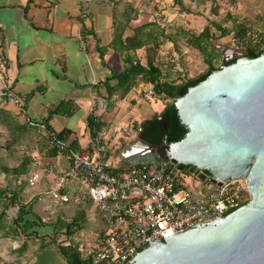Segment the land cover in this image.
Here are the masks:
<instances>
[{"label": "crops", "instance_id": "crops-1", "mask_svg": "<svg viewBox=\"0 0 264 264\" xmlns=\"http://www.w3.org/2000/svg\"><path fill=\"white\" fill-rule=\"evenodd\" d=\"M181 1L183 9L173 0H92L87 18L81 19V0H0V87L16 93L24 111L23 115L16 103L0 97V264H88L85 249L105 224L89 201H75L83 194L79 182L70 178L58 183L69 159L51 149L49 131L68 129L67 144L74 140L78 150L89 148L87 119L92 100L101 97L108 109L95 113L103 128L111 125L109 132L102 128L103 160L111 168L130 165L136 155L122 151L140 130L135 139L126 137L118 151L110 131L159 116L168 100L158 93L145 100L142 91L148 82L141 75L121 98L118 89L110 90L116 79L107 87L103 81L124 68L125 53L145 66L153 42L159 45L161 61L163 54L174 52L177 33H161L157 23L169 29L176 18L187 49L186 37L192 33L188 28L199 26L198 17L204 16L202 9L192 8L206 0ZM116 27L122 28L123 39L136 33L131 44L141 46L129 52L114 49L110 44ZM170 66L163 72L160 66L165 74L161 79L180 75L182 67ZM62 101L70 104V113L47 118ZM25 116L42 126L29 125ZM16 167H23L22 172L14 173ZM63 194L67 201L59 198Z\"/></svg>", "mask_w": 264, "mask_h": 264}, {"label": "water", "instance_id": "water-1", "mask_svg": "<svg viewBox=\"0 0 264 264\" xmlns=\"http://www.w3.org/2000/svg\"><path fill=\"white\" fill-rule=\"evenodd\" d=\"M215 47L219 66L172 99L185 135L157 144L138 137L122 154L136 155L131 164L187 165L204 187L244 178L249 197L215 219L151 239L127 264H264V47L256 57Z\"/></svg>", "mask_w": 264, "mask_h": 264}, {"label": "built area", "instance_id": "built-area-1", "mask_svg": "<svg viewBox=\"0 0 264 264\" xmlns=\"http://www.w3.org/2000/svg\"><path fill=\"white\" fill-rule=\"evenodd\" d=\"M91 1L81 0V19L87 18ZM247 45L262 49L264 38L254 34L251 44L244 38L238 41L241 49ZM156 96L154 85L148 83L142 97L151 100ZM0 97L16 103L24 115L21 98L9 87H0ZM92 106V114L96 115V109L105 110L106 100L97 97L92 100ZM25 121L42 126L27 116ZM102 131L91 138L89 148L79 150L68 148L66 142L57 138L56 132L48 134L51 146L58 151L66 148L70 159L68 166L59 172L58 183L62 185L70 178L79 182L83 194L75 201H89L105 224L85 249L88 264H127L151 239L215 219L249 197L244 178L220 184L214 178L204 187L196 177L197 171L182 168L171 159L116 166L112 168L117 171L112 172L103 160ZM189 178L196 184L191 186ZM35 179L33 175L32 180ZM59 198L68 200L66 194Z\"/></svg>", "mask_w": 264, "mask_h": 264}, {"label": "trees", "instance_id": "trees-1", "mask_svg": "<svg viewBox=\"0 0 264 264\" xmlns=\"http://www.w3.org/2000/svg\"><path fill=\"white\" fill-rule=\"evenodd\" d=\"M173 2L177 4L180 9L184 8V5L181 0H173ZM211 23L218 30H220L221 36L227 35L229 33L227 29H225L224 27H221L218 23L214 21H211ZM150 24L151 23H148L144 25V27H147ZM122 34H123L122 28L116 27L115 32L113 34L111 44H110L114 49L119 47V48H122L124 51L129 52L130 50H134L138 46H141V43L136 44L135 42H133L131 44V41H134L135 39L136 33H133L131 36H128L125 39L122 38ZM245 34H246V29L242 26H238L237 31H236V36L239 38V40L243 39L246 36ZM211 37H212V34L210 33L209 25H206L198 33L187 34L186 43L189 46L196 48L201 54H203L204 62L208 64L207 70L197 76L187 77L185 79H181L180 81L161 79L164 75L161 72L160 63L158 60V46L159 45L158 43L153 42V45H150L148 47L147 60H146L145 66L141 65L139 61L131 54L125 53L124 54L125 55L124 56V62H125L124 68L119 72L112 71L110 76H108L103 81V85L107 87L110 80L116 79L117 80L116 85L113 86L112 89L110 90L118 89L119 90L118 96L121 98L128 92V90L134 84L135 78L138 75H141L146 82L152 83L154 85L158 94L171 100L165 104L159 116H154L152 118L147 119L145 122L141 123L142 129L146 128V125H149L150 130L147 133H145L144 130L143 132L140 131L139 137L145 138L147 137L149 133L157 132L160 135V137L163 138L165 142H170L172 138L181 139L185 135L187 128L184 124L181 123L177 110L174 104L172 103V99L176 94L183 95L187 91L188 86L194 85L197 82L203 80L213 69L218 67L213 64L212 62L213 56L208 51V48L211 45V42H210ZM244 50L246 51L248 55H251L252 57H256L261 52L260 47L256 48L252 45H247L246 47H244ZM99 54L101 58H103V52L101 49H99ZM54 113H66V114L70 113V104L67 102H63V101L59 102L49 111L47 118H49L51 114H54ZM47 118L44 121H46ZM163 123H165L166 129H163ZM45 125H46V122H45ZM103 126L104 124L99 120V117L97 115L91 114L88 117L87 127H88L91 138L94 137L97 134V132L103 128ZM69 133L70 131L68 129H62L56 132L57 138L64 142H65L66 137L69 135ZM67 147L74 149V150L78 149L77 142L74 140L71 141L69 144H67ZM51 149L54 152H61V153L67 154L66 148H64L63 151H58L54 146H51ZM69 162H70V159H69ZM180 166L182 168H190L187 165H180ZM22 168L16 167L15 169H12V170L14 173L19 174L22 172ZM108 169L112 172L117 171V169H114L111 167H108Z\"/></svg>", "mask_w": 264, "mask_h": 264}, {"label": "rangeland", "instance_id": "rangeland-1", "mask_svg": "<svg viewBox=\"0 0 264 264\" xmlns=\"http://www.w3.org/2000/svg\"><path fill=\"white\" fill-rule=\"evenodd\" d=\"M192 9H196L197 11L202 9L204 16L198 17V23L196 25L199 26H192L191 28H188V30L192 31V33H196V30L200 29V26H202L201 28L203 29L206 25H209L212 37L210 39L211 45L209 46L208 51L213 56L212 62L215 66H219L220 64L222 52L214 45L220 46L224 44L230 47L232 46L241 49L238 46L239 38L236 36L238 26H243L246 29V36L244 39L247 41V44H251L252 35L254 34H258V36L264 38V0H206L203 1L202 6L197 5ZM175 17L178 19L181 18L178 14H176ZM211 21L218 23L221 27L227 29L229 33L227 35L221 36L220 30H218L211 23ZM163 22L168 23L164 19ZM170 23L172 24L169 26V29H167L168 27H166V24L161 26L162 22L159 24L157 23L155 26L159 29V31L161 29V33L162 31L165 33L164 30H171L170 33H177V47L175 48L174 52H170V55L163 54L164 58H162V61L160 58H158L160 66H162L163 69L162 72L170 65L173 66V69L182 67L183 69L181 71L178 70L180 75L178 77H172L173 80L180 81L181 79L194 77L206 71L208 64L204 62L203 54H201L194 47L188 45L186 49L184 46L185 40L180 36V34H178V29L181 25L180 22L176 18H173ZM242 49L244 50V48ZM167 100L171 101L170 99ZM106 106V109H108V101H106ZM154 116L155 115H151L149 118ZM146 120L147 119L143 120L141 123L145 122ZM141 123L130 124L128 126H119L120 129L113 128L114 130L110 131L109 139L113 140V142L115 141L114 139H117V141L113 143L114 145H117L115 148L116 151H118L125 141H127L125 140L126 137H130L131 140L137 137L139 130L142 129ZM110 127L111 125H107L103 128V130L107 132ZM161 141L162 139L160 142ZM189 183L191 186L196 184L192 178H189Z\"/></svg>", "mask_w": 264, "mask_h": 264}, {"label": "flooded vegetation", "instance_id": "flooded-vegetation-1", "mask_svg": "<svg viewBox=\"0 0 264 264\" xmlns=\"http://www.w3.org/2000/svg\"><path fill=\"white\" fill-rule=\"evenodd\" d=\"M143 130H144L145 133H147L150 130L149 125H146V128H143L140 131L143 132ZM143 139H145L146 141H148V142H150L152 144H157L158 142H160L161 137H160V135L157 132H154V133H149L147 135V137H145ZM133 157L136 158V156H133Z\"/></svg>", "mask_w": 264, "mask_h": 264}]
</instances>
